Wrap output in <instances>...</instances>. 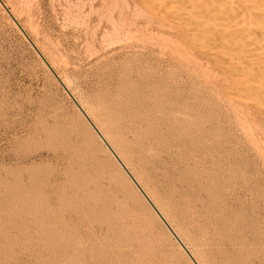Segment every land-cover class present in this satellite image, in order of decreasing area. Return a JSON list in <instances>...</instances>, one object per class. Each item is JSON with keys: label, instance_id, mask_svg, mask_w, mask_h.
<instances>
[{"label": "rangeland", "instance_id": "obj_1", "mask_svg": "<svg viewBox=\"0 0 264 264\" xmlns=\"http://www.w3.org/2000/svg\"><path fill=\"white\" fill-rule=\"evenodd\" d=\"M2 1L71 84L74 97L90 106L100 128L105 127L99 114L103 101L127 104V112L140 114L141 144L155 154L170 149L167 163L149 158L150 185L140 181L149 194L156 187L155 192L169 195L162 196L175 210L163 213L195 256L202 259L193 244L199 234L185 223L184 202L202 210L200 227L210 232L207 238L216 227L224 242L234 235L239 250L229 253L233 264H264V61H257L255 46L250 49L257 62L251 52L243 53V61L238 46L245 43L235 45V52L236 39L226 37L228 31L232 35L228 26L203 19L211 16L200 9L204 0H195L199 6L194 0ZM4 11L0 4V264H193L177 249L176 238H168L162 224L140 210L98 143L87 141L92 136L73 99ZM137 167L129 165L140 179ZM101 171L114 175L132 196L144 219L151 220L157 241L121 211H131L127 204L129 211L118 208ZM172 179H177L175 189ZM209 204L223 216L209 220L215 211Z\"/></svg>", "mask_w": 264, "mask_h": 264}, {"label": "bare ground", "instance_id": "obj_2", "mask_svg": "<svg viewBox=\"0 0 264 264\" xmlns=\"http://www.w3.org/2000/svg\"><path fill=\"white\" fill-rule=\"evenodd\" d=\"M2 1V0H1ZM21 1H23V0H21ZM183 1V0H182ZM192 1V0H191ZM195 1V0H194ZM193 1V2H194ZM197 1V0H196ZM195 1V2H196ZM200 1H202V0H200ZM200 1L199 2H196V3H193V5L194 4H196V6H199L201 3H200ZM3 2V1H2ZM200 3V4H199ZM0 4H1V6H2V8H4V10L8 13V16L12 19V21L14 22V24L18 27V29H19V31H21L20 30V28H19V26H21V28L23 29V31L25 32V34L29 37V35L26 33V31H25V29L22 27V25H21V23L18 21V19L16 18V16L14 15V13L11 11V9H9L8 8V6H7V4H5L4 2H3V4H4V6L2 5V3L0 2ZM24 4H26V2L24 1V3L22 4L23 6H24ZM197 4H199V5H197ZM203 4V3H202ZM200 5V6H206L205 8H204V10L202 9V7L200 8V7H198V8H200L201 10H202V12L203 11H206V14H208V15H211V16H206V15H203V17H207V19L206 18H203V19H205L206 21L209 19V20H212V19H215V20H213V24H214V21L217 23V21H216V19L217 20H219V21H221V22H224V24L223 23H221V22H219V23H217V25H220V24H223L222 26H224V25H226V26H228L227 28L228 29H230V31H232V35L230 34V32L227 30V29H224V30H227L228 31V35L229 36H226V34H225V36L226 37H231V38H235L236 40H232V39H229L228 38V40L231 42V40H232V42H235L234 44L233 43H231V45L233 44L234 45V49H235V45L236 46H238L237 44H241V41H242V43L244 42L245 44H241L240 46H238L239 47V50H242L241 51V53L243 54V53H250L249 55H253L254 54V52H252L253 50H254V48H255V50H256V54H257V56L259 57V59L261 60H259L258 59V57H256V58H254V56H256V54L255 55H253V58H252V56H251V58L253 59V60H255V59H258L257 61H259V62H261L262 63V61H264V0H204V4L203 5ZM29 5V4H28ZM27 5V6H28ZM116 5V4H115ZM21 6V5H20ZM27 6H25L26 7V9H27ZM30 6H31V4H30ZM188 6V5H187ZM186 6V7H187ZM191 6H192V4H191ZM195 6V7H196ZM29 7V6H28ZM136 7V6H135ZM5 8H7V10L5 9ZM21 9H23V7H20ZM31 8V7H30ZM107 8V7H106ZM196 9V8H195ZM23 10H25V9H23ZM28 10V11H27ZM26 10V12H29L30 13V11H31V9H30V11H29V9H27ZM4 11V12H5ZM196 11V10H195ZM9 12H10V14H9ZM25 12V13H26ZM22 13L23 14H25L24 13V11H22ZM28 13V14H29ZM138 13V12H137ZM199 13V12H198ZM203 13H205V12H203ZM110 14V13H109ZM143 14V13H142ZM199 14H201V13H199ZM198 14V15H199ZM111 15V14H110ZM109 15V16H110ZM139 15H140V13H139ZM122 16V15H121ZM200 16V15H199ZM213 16V17H212ZM30 17V16H29ZM111 17V16H110ZM109 17V18H110ZM212 18V19H211ZM31 19V18H30ZM113 19V18H112ZM121 19V18H120ZM29 20V19H28ZM31 22H32V20H30ZM112 21H114V20H112ZM31 22H29V23H31ZM17 23L19 24V26L17 25ZM113 24H114V22H112ZM120 23V22H119ZM215 23V24H216ZM116 24H117V22H116ZM121 24H124L123 22L121 23ZM212 24V23H211ZM30 25V27H31V24H29ZM37 25V24H36ZM132 25V24H131ZM130 25V27H132ZM253 25H255L256 27V31L253 29ZM114 26H115V24L113 25V28H114ZM116 26H118L119 27V24L118 25H116ZM226 26H224V27H226ZM212 27V26H211ZM219 27V26H218ZM224 27H222V28H224ZM128 28H129V26H128ZM145 28H146V26H145ZM221 30H222V28L221 27H219ZM31 29V28H30ZM34 29V28H33ZM115 29H116V27H115ZM118 30H117V32H119L121 29H119V28H117ZM138 29V28H137ZM204 29V28H203ZM128 30V29H127ZM33 31V30H32ZM115 33H117L116 32V30H113ZM112 31V32H113ZM34 32V31H33ZM32 32V33H33ZM131 32V31H130ZM134 32V31H133ZM141 32V31H140ZM140 32H137V31H135L134 33H137V35L140 33ZM207 32V31H206ZM212 32H214V30L212 31ZM222 32H223V30H222ZM226 31H224L223 33H225ZM21 33L23 34V32L21 31ZM36 33V32H35ZM114 33V34H115ZM126 33V32H125ZM132 33V32H131ZM119 33H117V35H118ZM130 34V33H129ZM133 34V33H132ZM146 34V33H145ZM149 34V33H148ZM207 34H209V33H207ZM216 34V33H215ZM24 35V34H23ZM142 35H143V33H142ZM223 35V34H222ZM221 35V36H222ZM25 36V35H24ZM37 36V35H36ZM113 36V35H112ZM115 36H116V34H115ZM119 36V35H118ZM146 36H148V35H146ZM161 36H162V34H161ZM221 36H219V37H221ZM225 36L223 37L222 36V39L223 38H225ZM110 37H111V35H110ZM129 37H131V36H129ZM133 37H134V35H133ZM148 37H150V36H148ZM153 37V36H152ZM210 37H212V35L210 36ZM215 37V36H214ZM30 39H31V37H29ZM127 38V37H126ZM136 37H134V38H132V39H135ZM140 38H142V36H139V39ZM216 38H218V37H216ZM215 38V39H216ZM142 39H144V38H142ZM146 39V38H145ZM156 39V38H155ZM169 39V38H168ZM46 40V39H45ZM136 40V39H135ZM147 40V39H146ZM150 40H152V39H150ZM159 40V39H158ZM166 40V39H165ZM217 40V39H216ZM31 41H32V39H31ZM126 41H127V39H126ZM142 41H144V40H142ZM172 41V40H171ZM218 41V40H217ZM221 41V40H220ZM227 41V40H226ZM240 41V43H236V42H239ZM246 41V42H245ZM33 42V44L36 46V48L38 49V46L36 45V43L34 42V41H32ZM150 42V41H149ZM153 42V41H152ZM155 42V41H154ZM142 43V42H141ZM163 43V42H162ZM165 43V42H164ZM217 43V42H216ZM228 43V42H227ZM222 44H224V43H222ZM159 45H161V44H159ZM220 45V44H219ZM225 45V44H224ZM50 46V45H49ZM162 46H163V44H162ZM164 46H165V44H164ZM225 46H227L228 48H226L227 50H231L230 49V47H229V45H225ZM225 46L224 47H222V48H225ZM250 46H252V47H254V48H252L251 47V49H250ZM156 47V46H155ZM158 47V46H157ZM167 47V46H166ZM238 47H236V48H238ZM48 48V47H47ZM161 48V47H160ZM170 48V47H169ZM232 48V47H231ZM165 49V48H164ZM226 49H223L224 51L226 50ZM166 50V49H165ZM174 50V49H173ZM226 50V51H227ZM233 50V49H232ZM38 51L40 52V54H41V56L47 61V59L45 58V56H44V54L38 49ZM51 51V50H50ZM175 51V50H174ZM237 51H238V49H237ZM37 52V51H36ZM52 52H53V50L51 51V54H52ZM164 52V51H163ZM176 52V51H175ZM231 52H233V51H231ZM231 52H229L228 51V53L226 54V55H228V54H231ZM235 52H236V49H235ZM258 52V53H257ZM38 54V53H37ZM60 54V53H59ZM39 55V54H38ZM55 55H57L56 53H55ZM177 55V54H176ZM231 55H233V53L231 54ZM248 55V56H249ZM40 56V55H39ZM40 56V58L42 59V57ZM59 56V55H58ZM58 56H56V57H58ZM238 56H240V55H238ZM244 56H246V54L244 55L243 54V56H241L242 57V60L244 61ZM248 56H247V58H248ZM53 57H55V56H53ZM52 57V58H53ZM240 57V58H241ZM250 57V56H249ZM59 58V57H58ZM234 58H236V56H235V54H234ZM234 58H233V60H234ZM238 58V57H237ZM64 60V59H63ZM236 60V59H235ZM241 60V61H242ZM42 61L45 63V61L42 59ZM57 61H59V60H57ZM62 61V60H61ZM242 61V62H243ZM256 60L254 61V62H257ZM48 62V64L50 65V67L54 70V67L51 65V63L49 62V61H47ZM52 62H53V60H52ZM259 62H258V64H259ZM59 63V62H58ZM249 63V62H248ZM264 63V62H263ZM54 64H56L55 62H54ZM242 64V63H241ZM245 64H247V63H245ZM45 66H47L46 64H44ZM262 65V64H261ZM264 65V64H263ZM251 66V65H250ZM254 66V65H253ZM48 67V66H47ZM248 67V66H247ZM255 67V66H254ZM252 68V69H255V70H258L259 68ZM259 67H260V64H259ZM244 68H245V66H244ZM263 68H264V66H263ZM48 69H49V67H48ZM248 69V68H247ZM50 70V69H49ZM261 70H263L264 71V69H261ZM55 71V70H54ZM253 71V70H252ZM248 72V71H247ZM255 72V71H254ZM258 72V71H257ZM261 72V71H260ZM55 73H56V71H55ZM261 73H263V72H261ZM57 74V73H56ZM258 74H260V73H258ZM264 74V73H263ZM58 75V74H57ZM261 76V75H260ZM262 76H264V75H262ZM261 76V77H262ZM58 77H59V79L63 82V84H64V86L65 87H63L64 88V90L66 91V93H68V95L71 97V98H73L75 101H74V103H75V105L78 107V109L80 110V113H81V115H82V117H80V119L81 118H83L84 117V119H85V121H86V127H87V129H88V131L90 132V135L92 136V137H90L89 136V138H87V141H90L91 139L90 138H93L97 143H98V147L100 148V150L102 151V153H105L109 158H110V160H111V165H110V162H109V165L110 166H113L116 170H117V172L115 171V173L114 174H116V173H119L120 175L119 176H121L120 178H122L123 179V182L125 183V190L127 189L128 191L127 192H129V193H131V195L133 196V198H135V200H133L132 199V196L130 195V196H128V194L126 193V191L124 190V188H122V186H121V183H120V185L119 186H121V187H119L118 186V184H116L117 183V181L116 180H114V178H112L114 175H112V176H110L106 171H105V174L107 173V175H103L104 173L102 172V171H104L103 170V168L102 167H98V168H101L100 170H102L101 172V174H102V176L104 177V180H106V182L108 183V185L111 187V190L113 191L114 190V192L116 193V198H117V200H119V203H117L116 205L118 206V208H120L121 206L123 207V208H125L126 206V204H127V206H128V208L131 210L129 213H127L126 211H124V210H122L121 208V211L123 212V213H125V215H127V216H129L130 218V220H132L131 221V223H133L134 225L135 224H138V226H139V228H138V231H139V229L141 230V228L142 229H145V230H147V232L148 231H150L152 234L151 235H154V233H153V230L151 229V226H150V224H151V220L150 221H148V220H146V219H144L145 217L142 215V213L137 209V207H135V205L131 202V199L133 200V201H135L136 202V200L138 201V204H139V206L140 207H142V208H140V210L141 209H143L146 213H148V215H149V217L152 219V221H153V223H154V221H156L157 223H161L162 224V229H164V233L168 236V238L170 237L171 238V236L172 237H175L176 238V242H177V244L179 245H177L178 246V248L177 249H179V251H180V253L185 257V255H186V257H188V259H190V261H192V263L193 264H201V263H205V264H224V263H226V264H233V262H232V257H231V255L229 254V253H237L238 252V250H239V248H238V244L235 242V240L233 239L234 238V235L231 237V238H226V241L227 242H224V239H223V235H222V231H221V229H219L218 227H216V228H214V231L213 232H211L212 233V238H207L206 236H208V234H210V232H204L203 230H202V228L200 227V225H201V217H202V213H201V211L198 209V207H197V205H194V206H192L191 204H189L188 202H184V203H182L181 204V206L184 208V210H183V213H184V217L186 218V221H185V223L187 222L188 223V226L191 228L190 229V231L192 232V231H196V233L197 234H199V237H197L196 235L194 236V237H196V238H194L193 239V244H194V246L196 247H194L195 249H197V251H198V254L202 257V259H198L196 256H195V254L192 252V251H194V250H192L191 251V249L189 248V244L187 245L186 244V242L183 240V238L179 235V233L177 232V227L176 228H174L172 225H171V221L169 222V220L167 219V217L165 216V211L167 210V209H169V210H171L174 206L172 205V203H171V205H170V199H169V202L165 199V198H163L167 193L166 192H164V193H166L164 196H162L164 193H160L161 191H156L155 192V190H156V187H154V189H153V191H152V193L151 194H149V192H147L148 190H146L144 187H143V185H142V183H141V181L142 182H145L146 184H148V186L150 185L149 184V182H150V178H151V170L150 169H148L147 168V163H148V160H149V158H151L152 157V159H153V157H156L157 158V161H159V162H161V164H163V163H167V159H166V155L167 154H169V151H170V149H169V151H167V150H163V151H159V152H157L156 154L153 152V149L151 148V146H145V145H142L141 144V142H140V137H141V131H142V129H141V124H140V118H138V116L140 115H138V113L136 112V114H132L131 112H127V108L125 107V106H123V105H120V104H114V103H107V104H104V101H103V105H102V108L99 110V114H100V116H102V117H105V127H104V129H102V128H100L99 126L100 125H98L99 123L97 122H95L94 120H93V118L91 117V115H90V113H89V111L87 110V107H90V106H88L87 105V107H86V105L84 104V103H81L80 101H78L74 96H75V94L71 91V84L69 85V83L67 84V82H65L64 80H63V78L60 76V75H58ZM261 77H260V79H261ZM264 82V81H263ZM263 85V84H262ZM123 90V89H122ZM121 92V91H120ZM135 93H136V91H135ZM125 95V94H124ZM126 97V96H125ZM114 98V97H113ZM81 100V99H80ZM98 101H99V99H98ZM135 101V100H134ZM86 102V101H85ZM99 102H101V99H100V101ZM130 102V101H129ZM129 102H128V104H129ZM137 102V101H136ZM87 103H88V101H87ZM106 103V102H105ZM168 104H169V102H168ZM90 105V104H89ZM176 106V105H175ZM89 109H91V108H89ZM142 109V108H141ZM242 109V108H241ZM78 110V111H79ZM156 111V110H155ZM146 112V111H145ZM156 112H158V111H156ZM175 113V112H174ZM151 115V114H150ZM159 115V114H158ZM177 115V114H176ZM154 116V115H153ZM156 116V115H155ZM154 116V117H155ZM242 116V115H241ZM96 117V116H95ZM140 117V116H139ZM160 117V116H159ZM184 117V116H183ZM153 118V117H152ZM104 119V118H103ZM166 119V118H165ZM172 119V118H171ZM82 120V119H81ZM99 120V119H98ZM98 120H96V121H98ZM157 120V119H156ZM84 120H82V122L84 123L85 122ZM152 121V120H151ZM82 123V124H83ZM145 124V123H144ZM160 125V124H159ZM85 126V123H84V125H83V127ZM86 127H84L85 129H86ZM151 127H152V125H151ZM158 127V126H157ZM145 128V127H144ZM149 128V127H148ZM160 128V127H159ZM150 129V128H149ZM154 129V128H153ZM164 129H166V128H164ZM163 129V130H164ZM152 130V129H151ZM86 132H87V130H85ZM149 131V130H148ZM165 131V130H164ZM88 132V133H89ZM154 132V131H153ZM88 133H85L86 134V136H85V138L88 136L87 134ZM176 134V133H175ZM146 135V134H145ZM153 135V134H152ZM151 135V136H152ZM177 135V134H176ZM81 136V135H80ZM143 136V135H142ZM159 136V135H158ZM162 136V135H161ZM147 137V136H146ZM142 138H144V136L142 137ZM148 138V137H147ZM160 138V137H159ZM168 138V137H167ZM89 139V140H88ZM93 139L91 140V142L93 141ZM160 140V139H159ZM82 142L84 141V139L83 140H81ZM155 141V140H154ZM175 141V140H174ZM76 143V142H75ZM86 143V142H85ZM84 143V144H85ZM88 143V142H87ZM88 144H90V142L88 143ZM162 144V143H161ZM208 144V143H207ZM73 145V144H72ZM87 145V144H86ZM94 145V144H93ZM159 145V144H158ZM85 146V145H84ZM95 147H96V145H94ZM156 146V145H155ZM170 147H171V145H169ZM90 147V146H89ZM94 147V148H95ZM98 147H96V148H98ZM154 147V146H153ZM157 147V146H156ZM176 147V146H175ZM85 148H86V146H85ZM88 148V147H87ZM90 148H92V147H90ZM98 148V149H99ZM160 148V147H159ZM158 148V149H159ZM186 148V147H185ZM78 149V148H77ZM83 149H84V147H83ZM82 149V150H83ZM173 149V148H172ZM175 150H176V148H174ZM181 149V148H180ZM183 149V148H182ZM174 150V151H175ZM95 151H97L96 153H99V151L96 149ZM179 151V150H178ZM193 151H194V149H193ZM90 152H92V154H94V151H91L90 150ZM177 153V152H176ZM209 153V152H208ZM104 154V155H105ZM89 156V155H88ZM169 157H170V155H169ZM186 157V156H185ZM200 157V156H199ZM100 158V157H99ZM205 158V157H204ZM212 158V157H211ZM95 159V158H94ZM98 159V158H97ZM97 159H95L96 161L95 162H98V160ZM151 159V160H152ZM100 160H103V159H100ZM109 159H108V161H110ZM194 160H195V158H194ZM197 161V160H196ZM209 161V160H208ZM102 162V161H101ZM88 163H90V161L88 162ZM103 163V162H102ZM150 163V162H149ZM131 164H134V165H138V167L137 168H139V170H140V174H141V176H140V179H138L134 174H133V172H132V170L129 168V165H131ZM96 165H98V164H96ZM204 164H202V166H203ZM99 166H100V164H99ZM104 166H106L105 164H104ZM103 166V167H104ZM166 166V165H165ZM196 166V165H195ZM198 166V165H197ZM201 166V167H202ZM131 167V166H130ZM194 167V166H193ZM205 167V166H204ZM95 168V167H94ZM97 168V167H96ZM168 168V170H169V167H167ZM171 168V167H170ZM202 169V168H201ZM201 169H199V170H201ZM92 170V169H91ZM98 170V169H97ZM96 170V171H97ZM106 170H107V168H106ZM133 170H135V168L133 169ZM181 170V169H180ZM171 171V170H170ZM212 171V170H211ZM98 172V171H97ZM109 172V171H108ZM170 173V172H169ZM197 173V172H196ZM99 174V173H98ZM98 174H97V176H98ZM137 174V173H136ZM139 174V175H140ZM204 174V173H203ZM206 175V174H205ZM101 177V176H100ZM169 177V176H168ZM103 179V178H102ZM115 179H117V176L115 177ZM141 180V181H140ZM155 180V179H154ZM116 181V182H115ZM120 181V180H119ZM153 181V180H152ZM151 181V182H152ZM229 182V181H228ZM197 183V182H196ZM206 183V182H205ZM85 184H86V182H85ZM99 184V186L100 185H102V183H97V185ZM171 184H173V188L175 187V188H177V179H172V181H171ZM204 184V183H203ZM199 185H201V183L199 184ZM95 186V185H94ZM103 186V185H102ZM101 186V187H102ZM202 186V185H201ZM208 186V185H207ZM217 186V185H216ZM109 187V188H110ZM123 187H124V185H123ZM100 188V187H99ZM174 188V189H175ZM191 188V187H190ZM85 189V188H84ZM101 189V188H100ZM105 189H107V188H105ZM148 189V188H147ZM161 189V188H160ZM180 189V188H179ZM97 190H98V188H97ZM102 190V189H101ZM193 190V189H192ZM199 190H201V189H199ZM103 191H104V189H103ZM171 191V190H170ZM175 191V190H174ZM198 191V190H197ZM202 191H205L206 193H208L209 192V189H208V187H202ZM201 191V192H202ZM85 192V191H84ZM90 192V191H89ZM109 192V191H108ZM175 192H177V191H175ZM200 192V193H201ZM91 193V192H90ZM107 193V192H106ZM110 193V192H109ZM108 193V194H109ZM216 193V192H215ZM86 194V193H85ZM205 194V193H204ZM203 194V195H204ZM99 195H101V194H99ZM168 195V194H167ZM226 195V194H225ZM213 196H215V195H213ZM105 197V196H104ZM112 197H114V196H112ZM131 197V198H130ZM168 197H169V195H168ZM176 197V196H175ZM204 197H205V195H204ZM170 198V197H169ZM171 198H173V196H171ZM216 198V197H215ZM225 198V197H224ZM175 199V198H174ZM174 199H172V200H174ZM212 199V198H211ZM228 199V198H227ZM114 200V199H113ZM177 200V199H176ZM175 200V201H176ZM184 200H186V199H184ZM188 200H190V199H188ZM187 200V201H188ZM216 200V199H215ZM214 200V201H215ZM108 201V200H107ZM112 201V200H111ZM110 201V202H111ZM115 201V200H114ZM182 201V200H181ZM193 201V200H192ZM213 201V202H214ZM131 202V203H130ZM174 202V201H173ZM212 202V201H211ZM233 202V201H232ZM100 203V202H99ZM137 203V202H136ZM174 203H176V202H174ZM216 203V202H215ZM219 203V202H218ZM97 204V203H96ZM109 203H107V205H108ZM132 204V205H131ZM138 204H136V205H138ZM226 204V203H225ZM112 205V204H111ZM131 206V208H130V206ZM199 205L201 206V204L199 203ZM198 205V206H199ZM177 207H179V206H177ZM182 207H181V209H182ZM202 207L203 208H205L206 206H205V204H203L202 205ZM209 209L211 208V209H214L215 211H213V210H210V212L208 213V218H209V220H210V217L211 218H214V219H219L220 218V215L221 216H223V210L221 211V212H219L216 208L217 207H215V205H212V204H209ZM128 208L126 207V210L127 211H129L128 210ZM220 208V207H219ZM224 208V207H223ZM109 209V208H108ZM107 209V210H108ZM111 209V208H110ZM174 210H175V208H173ZM93 210V209H92ZM105 210V209H104ZM118 210V209H117ZM142 210V211H143ZM206 210H207V208H206ZM110 211V210H109ZM115 211V210H114ZM173 211V210H172ZM177 211V210H176ZM81 212V211H80ZM93 212H95V210L93 211ZM113 212V211H112ZM164 212V213H163ZM206 212H208V210L206 211ZM114 213V212H113ZM120 213V212H119ZM168 213V212H167ZM171 213V212H170ZM177 213H179L178 211H177ZM176 213V214H177ZM228 213V212H227ZM180 214V213H179ZM179 214H178V216H179ZM230 215V214H229ZM178 216L176 217L177 218V220H178ZM126 217V216H125ZM149 217H148V219H149ZM172 217V216H171ZM181 217V216H180ZM111 219L113 218H115V217H112V215H111V217H110ZM184 218V219H185ZM181 219H183V218H181ZM181 219H179V220H181ZM110 220V219H109ZM173 220V219H172ZM208 220V221H209ZM114 221V220H113ZM119 221V220H118ZM174 221V220H173ZM184 221V220H183ZM233 221V220H232ZM129 222V221H128ZM155 222V223H156ZM179 222H181L182 223V220L181 221H179ZM211 222V221H210ZM99 223V222H98ZM104 223V222H103ZM202 223H204V222H202ZM211 223H214V222H211ZM231 223V222H230ZM109 224H111V223H109ZM182 225H184V223H182ZM211 225V224H210ZM232 225V224H231ZM236 225V224H235ZM111 226V225H110ZM109 226V227H110ZM161 226V225H160ZM186 226H187V224H186ZM226 226V225H225ZM229 226V225H228ZM116 227V226H115ZM183 227H185V225L183 226ZM188 227V228H189ZM199 227L201 228L200 230H199ZM222 227V226H221ZM227 227V226H226ZM111 228V227H110ZM109 228V229H110ZM125 228V227H124ZM137 228V227H136ZM179 228V227H178ZM187 227H185V229H186ZM204 228V227H203ZM212 228V227H211ZM131 229V228H130ZM179 230V229H178ZM211 230V229H210ZM236 230V229H235ZM144 231V230H143ZM187 231V230H186ZM189 231V230H188ZM190 231H189V233H190ZM238 231V230H237ZM112 232V231H111ZM115 232H116V230H115ZM142 232V231H141ZM146 232V233H147ZM231 230L229 231V233L231 234ZM195 233V234H196ZM234 233V232H233ZM232 233V234H233ZM141 234V233H140ZM186 234H188V233H186ZM133 235V234H132ZM148 235V234H147ZM184 235V234H183ZM190 235H191V233H190ZM189 235V236H190ZM238 235V234H237ZM131 236V235H130ZM143 236V235H142ZM230 236V235H229ZM241 236V235H240ZM134 237V236H133ZM164 237V236H163ZM209 237V236H208ZM238 237V236H237ZM120 238V237H119ZM147 238V237H146ZM122 239V238H121ZM154 239H155V241H157V239H156V237H155V235H154ZM166 239V238H165ZM186 239H187V237H186ZM243 239V238H242ZM135 240V239H134ZM152 240V239H151ZM171 240H172V238H171ZM191 240V239H190ZM237 240V239H236ZM239 241V240H238ZM162 242V241H161ZM138 243V242H137ZM152 243V242H151ZM241 243H242V240H241ZM128 245V244H127ZM151 245V244H150ZM154 245V244H153ZM157 245V244H156ZM174 245V244H173ZM190 246H192V244L190 245ZM240 246V245H239ZM155 247V246H154ZM161 247V246H160ZM193 248V249H194ZM176 249V250H177ZM244 249H247V248H244ZM130 250V249H129ZM140 250V249H139ZM241 250H243V249H241ZM158 250H156V252H157ZM244 251V250H243ZM248 251V250H247ZM245 252V251H244ZM197 253V252H196ZM247 254V253H246ZM242 255V254H241ZM167 257V256H166ZM185 257V258H186ZM200 258V257H199ZM237 258H239V257H237ZM173 260V259H172ZM234 260V259H233ZM235 262H236V260H235Z\"/></svg>", "mask_w": 264, "mask_h": 264}, {"label": "water", "instance_id": "obj_3", "mask_svg": "<svg viewBox=\"0 0 264 264\" xmlns=\"http://www.w3.org/2000/svg\"><path fill=\"white\" fill-rule=\"evenodd\" d=\"M0 2L2 3V5L4 6L3 2L0 0ZM7 10V8H5ZM8 11V10H7ZM10 14V12H9ZM17 25L19 26V24L17 23ZM20 30L23 32V34L25 35L26 39L30 42V44L32 45V47L35 49V51H37V53L41 56L40 52L38 51V49L36 48V46L33 44V42L31 41V39L25 34V32L23 31V29L21 28V26H19ZM42 57V56H41ZM42 59L45 61V64L49 67L50 71L52 72V74L55 76V78L59 81V83L62 85V87H65L63 82L59 79L58 75L55 73V71L50 67V65L48 64V62L42 57ZM72 97V96H71ZM73 99V98H72ZM73 101H75L73 99Z\"/></svg>", "mask_w": 264, "mask_h": 264}]
</instances>
